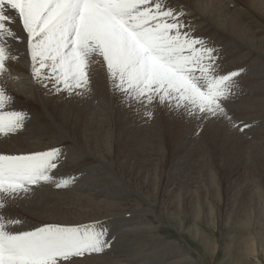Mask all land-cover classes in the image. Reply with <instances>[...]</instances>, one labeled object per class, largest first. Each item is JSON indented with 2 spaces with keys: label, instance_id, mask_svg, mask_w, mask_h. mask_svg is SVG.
<instances>
[{
  "label": "bare ground",
  "instance_id": "1",
  "mask_svg": "<svg viewBox=\"0 0 264 264\" xmlns=\"http://www.w3.org/2000/svg\"><path fill=\"white\" fill-rule=\"evenodd\" d=\"M171 3L173 7L186 10V19L194 25L195 35L208 38L222 50V72L245 69L237 78L240 86L238 94L228 105L238 124L249 125L243 132L215 121L206 122L202 130L197 132L188 120H184L187 130L182 132L183 124L178 126L173 123L174 118L178 117L163 106L155 107L148 127L138 124L135 127L136 121L131 115L134 111L125 107L119 94L112 90L102 60L91 66L92 87L88 97L78 99L69 98L67 94L49 95L32 79L26 45L13 42V54L18 55L19 59L9 62L11 76L0 77V84L14 98L7 110L25 111L28 119L18 133L0 137V152L20 154L61 146L66 149L67 158L57 174L74 175L77 181L67 188H56L54 185L37 188L33 194L11 201L3 213L24 221L23 225L14 229L17 231L29 230L45 223L87 225L95 221L103 222L110 235L116 236L112 246L102 253L73 258V264H197L186 248L151 235L155 227L145 214L156 213V210L145 199L149 198L150 193L156 197L160 196L159 193L163 196L174 195L175 190L171 189L173 179L169 180L163 166H156L152 175L146 172L147 175H143L137 162L156 159L164 162L167 155L177 157L180 148L189 142H207L209 148L204 156L208 161L209 185L205 193L200 192L203 201L199 191L192 188V191L188 190L185 201L181 198L183 202L175 201V206L173 201L174 204L168 203L170 205L166 208L173 225L180 228L185 224L180 218L183 210L179 207L182 208V205L187 206L190 215L197 221L203 212L210 216L214 213L215 206L211 202L209 190H214L219 203L223 201L220 191L223 169L220 161L214 166V161L219 159L214 151L217 144L222 147V158L236 155L239 162L235 171L244 167L243 172L249 173L252 168H256L257 163H264V0H171ZM17 31L22 35L19 28ZM172 145L175 146L174 152L171 150ZM232 173L227 177L226 190L230 194L227 205L231 202L237 222L242 216L252 227V233L255 234L250 237V251L256 254L257 242L264 249L261 244L264 243V235L259 236L261 230H258L259 226L264 227V205L260 206L258 215L261 217L254 224L251 221L256 219L255 208H252L255 205L253 197L257 190H260L257 195L263 196L261 190H264V184L258 183L260 180L253 173L251 186L250 183L233 180ZM125 176L134 179L137 190L129 186V181L127 183L124 180ZM239 178L242 179L241 176ZM202 182L206 186V182ZM242 190H254L253 197L251 195L246 203L249 208L245 212L239 208V201L245 200L241 196ZM242 212L244 215H241ZM188 230L191 237L198 239L204 247L208 246L205 233L197 225L194 228L189 226Z\"/></svg>",
  "mask_w": 264,
  "mask_h": 264
},
{
  "label": "snow or ice",
  "instance_id": "2",
  "mask_svg": "<svg viewBox=\"0 0 264 264\" xmlns=\"http://www.w3.org/2000/svg\"><path fill=\"white\" fill-rule=\"evenodd\" d=\"M171 0H0V77L11 76L13 42L26 45L33 81L51 94L83 99L91 94L92 64L103 61L112 90L141 119L156 106L202 130L220 122L243 132L228 107L244 68L222 72V50L202 36ZM17 28L22 33L18 34ZM14 98L0 84V137L25 127L28 113L7 110ZM61 146L20 154L0 152V264H73L102 253L115 235L101 221L45 223L29 230L3 209L44 185L67 188L76 176L57 170Z\"/></svg>",
  "mask_w": 264,
  "mask_h": 264
},
{
  "label": "rangeland",
  "instance_id": "3",
  "mask_svg": "<svg viewBox=\"0 0 264 264\" xmlns=\"http://www.w3.org/2000/svg\"><path fill=\"white\" fill-rule=\"evenodd\" d=\"M19 79H22V77H19ZM131 115L134 116V121H136L135 123L133 122L135 127H137L136 124H138L142 127H148L149 123L152 122V119H150V120H145L143 123L142 120H144V119L141 120L140 116L135 111L132 112ZM135 117L140 118V119H137ZM174 119H175V121L173 122L174 124H178V126L183 124L182 132L187 130V128L184 125V123H185L184 119H181V118H174ZM241 122L243 123V121H241ZM141 124H144V126ZM199 141L200 140L192 141V142H189L188 145L182 146L179 150V155L177 157L172 155V154L167 155V158L165 159L166 161L164 160V162H161L160 159H156V160H154L155 162L154 161H151V162H144L143 161L142 162L144 164L143 165L141 163V161L140 162L136 161L138 163V165H140V169L142 168L141 170H142L143 175H147L149 173L152 175L153 174L152 172L156 166H163L162 169L165 168L163 170H164V173H166L169 176V180L173 179L172 180L173 185H172L171 189L175 190L173 192L174 195H170V194L168 195L167 194V195L163 196L162 193H159L160 196H157V197H159V198H157L155 195H152L150 193L152 196L149 194V198L145 199L146 202L149 205L153 206V208L156 210V213H146L145 214L147 220L149 222H151L152 226L155 227L154 230L152 231L151 235L154 236L155 238H161L164 241H168V242H172V243L175 242L176 244H179V246L186 248L187 250H189L190 254L192 256H194V259L197 262V264H264V249H262L260 247L261 246L260 242H257L258 248H257L256 254H254L250 251V248L252 247V244L250 242V237L252 235H254L255 233H252L254 231H253L252 227L247 224L249 222H247L246 218L240 216V220L237 222L235 215L233 214L234 212H232V209L230 206L231 202H230V204L227 205V203H229L228 199L230 197V194H228L229 190H226V187L228 186L227 177L231 171L233 172L231 174L232 175L231 178L232 179L234 178L233 180H238V182H241V181L246 182L248 184L250 182L252 183V179H251L252 174L251 173H253L256 175V177L258 176L257 180H260L258 183H262V185H263L264 184V163L263 164L257 163L256 168H252L251 169L252 172H249V173L243 172L244 167L241 169L239 168L238 170L235 171V167L239 162L238 158L236 157V155H235V157L230 156V155H226L225 158H222L221 152H220V151H222V147L220 144H217L216 145L217 147H214V151H215V155L217 157H219V159L214 161V166H216V164L218 163L217 161H220V165L223 169L222 170L223 183L221 185L222 190H220L223 201L221 203H219L215 198L214 190H209V196L212 200L211 202L213 203V207L215 206L214 207V213L211 216L208 215L207 212L206 213L203 212L202 215L196 221L193 219L192 215H190V211L187 208V206L182 205V208L181 207H179V208L181 209V211L182 210L184 211V212L182 211V213H180V218L185 222L184 227H183L184 229L180 228V227H175L173 225L172 221L170 220L169 214L167 213V209H166L167 206H169L170 204H174L175 201H177V202L180 200L182 202H183V200L185 201L187 198V195H188V193H187L188 190L189 191H192V190L199 191V193H198L199 197H200V192H201V194H203L207 191L206 188L209 185V183L207 184V179L209 180L208 161L206 160V157L204 155L207 153L209 146L206 145L207 142H205V141L199 142ZM193 143H195V144H193ZM229 147L230 146L228 143L227 149H229ZM174 149H175V146L173 147V145H172L171 150L173 152H174ZM193 152H194V154H193ZM189 154L191 155V157H189ZM257 160H259V159L257 158ZM204 161H205V163H204ZM188 162L190 163L191 166L188 164ZM174 164H175V167H174ZM184 164H185V166H184ZM147 167H148V169H147ZM192 167H194V168H192ZM259 167H260V169H259ZM179 170H180V172H179ZM183 171H185L186 173ZM170 172H171V174H170ZM191 172H194V173H191ZM178 174H180V175H178ZM200 175H202L201 178H200ZM239 175L242 177L243 180L239 178L240 177ZM175 178L177 180H179V182H178L179 184L177 183ZM180 179H181V181L182 180L183 181L181 182ZM124 180L129 181V186L131 188H133V189L136 188V183H135L134 179H131L127 176L126 178H124ZM128 181H127V183H128ZM202 181L206 182V186H204V183ZM247 181H249V182H247ZM251 183L249 184V186H251ZM175 184H177L178 186ZM196 185H198V186H196ZM189 186H191V187H189ZM202 186H203V188H202ZM137 188H138V190H142V188H140V187H137ZM135 190H137V189H135ZM253 191L254 190H252V191L251 190H242L241 191V196H243V198L245 197V200L241 199V201H239V208L244 209V212L247 211L249 208V206L246 203L249 201V197H251ZM259 191L260 190H257L255 194L257 195ZM261 193H263V196H264V190H261ZM142 194H143V192H142ZM248 194H250V195H248ZM255 194H254L255 197H253V195H252L253 199L255 200L254 201L255 205H253L252 208H255L256 219H254V218L251 219V221H253L254 224H256L257 219L259 217H261L260 215H258V212L260 211V206L264 205V200H263L264 197L262 195L256 196ZM145 195H147V194H145ZM246 195H248V196H246ZM168 197L170 199H168ZM260 197L261 198L263 197L262 200ZM194 198L196 200V196ZM200 198H201V202H202L203 198L202 197H200ZM258 199H259V201H258ZM169 200H171V201H169ZM256 200L258 203L256 202ZM177 202H175V204H174L175 206H176ZM168 203H170V204H168ZM162 204H164V205H162ZM156 208H158L159 210ZM244 212H242L241 215H244ZM187 214H189L188 215L189 217L187 216ZM128 215H129V213H128ZM148 217H150V218H148ZM262 218H264V217H262ZM234 221L236 224H234ZM196 225L198 226V228H200V230H202L205 233V236L208 239V243H210V245L208 243L206 244L209 246V248H208V246L204 247V245H202V243L200 241H198V239L191 237V233L189 232L188 228H189V226H190V228H191V226H192V228H194V227H196ZM258 230L259 231L261 230L260 231L261 233L259 234V236H263L264 235V227L259 226ZM261 244L264 247V243L261 242ZM210 246H211V249H210ZM210 252H211V254H210Z\"/></svg>",
  "mask_w": 264,
  "mask_h": 264
}]
</instances>
